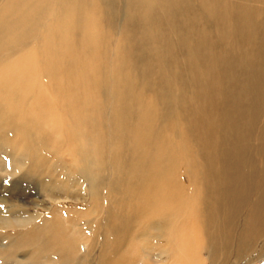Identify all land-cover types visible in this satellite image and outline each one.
<instances>
[{
  "label": "bare ground",
  "instance_id": "6f19581e",
  "mask_svg": "<svg viewBox=\"0 0 264 264\" xmlns=\"http://www.w3.org/2000/svg\"><path fill=\"white\" fill-rule=\"evenodd\" d=\"M209 2L0 0V171L12 180L0 177V264H40V260L46 264L55 258L54 264H74L79 237L94 239L96 235L107 241L97 264H207L209 259L224 264L232 256L251 254L245 250L264 238V171L263 182L257 186L258 202L247 211L246 226L235 242L231 241L237 222L234 210L221 215L219 209L212 211L209 219L204 214L184 216L191 206L208 202V191L189 159L188 141L178 129L176 118L180 117L174 116L189 106L190 92L211 108L223 91L232 99L231 68L219 74L229 53L235 56L242 48L252 54L250 59L255 57L257 68L247 60L239 67L249 75L264 70V37L256 43V24L246 17L247 0H235L231 13L233 6L219 3L209 8ZM263 17L261 12V28ZM228 19L233 24L229 31L224 23ZM207 20L216 24L207 26ZM112 27L119 31L115 57L110 58L107 33ZM110 60L115 67L95 68ZM167 73L170 76L161 91L158 81L152 80ZM107 75L113 79L106 83ZM110 86L117 88L109 97ZM206 115L212 118V110ZM245 121L238 119L235 125L231 119L225 124L230 136L223 141L231 142L237 131L236 137L246 144L250 134L238 131ZM105 139L114 141L108 160L91 152L100 149ZM236 142V150L229 151L236 155L229 158L216 150L201 165H225L217 174L202 173L211 193V184H217L218 196L227 193L238 198L250 188L249 175L241 168L253 159L241 154L237 149L243 144ZM201 143L203 156L213 151L205 141ZM169 147V166L161 170L159 154ZM66 155L73 161L68 166L62 160ZM105 163L115 174V184L109 189L117 188L119 193L118 187L127 185L134 201L122 202L125 191L121 201L114 203L95 198L100 185L94 177L104 174L106 168L100 167ZM81 177L84 183L77 189L73 183ZM187 180L197 185L194 193L182 192ZM6 190L26 198L5 196ZM38 192L83 202L41 207L35 198ZM58 210L66 212L64 220L55 219ZM100 219H105V227ZM73 220L81 229L77 226V240L64 225ZM145 236L142 253L136 255L129 244ZM109 237H113L111 243ZM56 244L62 256L48 247ZM90 245L88 249L97 246L94 240Z\"/></svg>",
  "mask_w": 264,
  "mask_h": 264
},
{
  "label": "rangeland",
  "instance_id": "374dc122",
  "mask_svg": "<svg viewBox=\"0 0 264 264\" xmlns=\"http://www.w3.org/2000/svg\"><path fill=\"white\" fill-rule=\"evenodd\" d=\"M163 2H165V0H155L156 5H162ZM219 3L223 4L225 7L227 6V8H228V4L231 7L233 6L234 8L233 9L231 8L230 13L234 12V9L236 8L235 0H210L208 6L209 8H213L217 6V4ZM247 4L250 5V11H249V14H246V17L250 20L252 19V21L256 24V27L254 29V32L256 35V43H260L264 37V28L259 27V23L261 22L260 21L261 12H264V0H247ZM166 13L169 15L170 11L168 12L166 11ZM206 23H207V26H211V27H213L216 24L211 20H207ZM224 23H226L227 29L233 25L231 22V19L224 20ZM118 31H119V28L112 27L109 29V32L107 33L109 35V45H108L109 53H107V55L110 56V58L115 57V54H114L116 52L115 43H116V36L118 34ZM160 45L164 46L167 50L171 49V45L163 44V43H161ZM216 45L221 48L217 39H216ZM250 55L252 56L251 53L245 52L242 48L238 50L235 56L232 53H229V56L226 59L227 62L225 64V67H223L221 73H219L220 75H224L227 72V69L229 67L231 68L232 70L231 77L233 76L232 88H231L232 99L226 98L224 91H223L220 94L222 98L219 99L218 103L213 105L211 108L208 105L205 106V102L203 98L199 97L198 95L196 96V94L193 92H190L191 103L189 104L188 107H186L183 110L181 114L179 115L176 114L174 116V117H177V116L180 117V119L176 118L179 122L178 129L180 133L184 136L185 140L188 141L186 148L191 150V155L189 159L191 160V162L194 161L195 166H196L195 174L197 176L199 175L201 176L200 178L201 181H203L207 187V191H208L207 199H208V202L210 201L211 203L210 207L212 208L211 210L208 208V202L202 205L201 204L193 205L189 208L190 212L186 213L184 216L190 217L193 215H199L200 217H203V214H204V218L209 219V217H211L212 211L218 212V209H219L220 214L219 213L218 214L221 215L222 213H224V210H228L229 212L231 210H234V215L237 218L236 226L234 229L235 232H233L231 236V241L234 240V242L236 238H238L237 237L238 233H243V229L246 226L247 211L253 206L255 202L256 203L258 202L257 201L258 199L257 186L261 182H263V171H264V135H263L264 132L262 131V126L264 125V74H263L264 70L263 68L259 70H255L252 72V74L249 75L247 74L245 68L239 69L242 62L246 60L249 62H253L251 65L253 68H257L260 65L259 63L252 61V59L254 60L255 57L250 59ZM133 59H134V56H132L129 59L131 64L133 63ZM160 62L161 61L159 60L156 63H154V65L157 67L160 64ZM115 65H116L115 63L111 64V60H110V63L106 62L103 65H95V68L97 70L104 71V70L110 69L111 67H115ZM123 76L124 75L121 74L120 78ZM169 76L170 74L167 73V74L160 76L157 80L154 79L152 81L153 82L158 81L159 88L161 91H163L164 89L163 84L167 81V78ZM106 77H107V79L105 80L106 83L107 81H111L113 79V77H111L110 75H107ZM208 81L212 82L211 79H207V82ZM110 87H113V86H110ZM114 88H117V87L114 86L111 91L108 89L109 97L111 96V93L114 91ZM244 99L247 100L248 105L245 104ZM203 109H206L207 112H208V109L212 110V118H208L206 115V111ZM244 118L246 121L244 125L240 126L238 131H240L242 134H245V133L250 134L249 141L246 144L240 142V140L238 139L239 136L237 134V131H235L233 140L229 143H225L223 140L227 139V137L230 136L229 127H227L225 124L231 123V119H232L233 123H235L236 125L237 123L236 121H238V119L244 120ZM161 120L163 123L164 122L167 123L168 121L164 119H161ZM107 122L108 120H105V123ZM236 135L238 138L236 137ZM202 140L205 141V143L208 145L209 148H213V151L206 156L202 155L203 151H205V148L203 147L201 143ZM237 140L243 144V148L242 149L239 148L237 150L240 151L241 154L247 155L253 159L252 164L246 165V166L244 165L241 168L242 173L245 172L243 174L249 175L250 188L246 192L245 190L241 192V195L238 198L231 197L227 193H223L218 196V194L216 193L218 190L217 184L215 187H213L211 184V187L214 188V192L211 193V189L206 179H204L205 177L203 176L202 173L211 174V175L217 174L219 171H222L225 168V165L219 164V162H212L211 164L204 166V167H201V165L205 162L207 158L211 157L209 155L214 154L216 150L219 151L220 155L229 156L230 158L235 153H232L229 151L236 150L238 146V143L236 142ZM113 142L114 141L112 139L111 141L108 139H105L104 144L100 147V149H95V150L93 149V151L91 152L100 154V156H102L103 159L104 157L107 158V155L111 153L113 150V147H114ZM220 144L222 145V148ZM87 148L88 149L91 148V145L88 144ZM171 150H172V147H169L167 151H163L162 153L159 154L160 156L163 157V160H160L158 162L160 165L159 168H161V170L168 168L169 163H170L169 157L171 156L170 154ZM108 159L109 158H107V160ZM62 160H63V163H65V165L67 166L73 162L71 161L68 155L62 158ZM103 167L106 168L104 170V174L98 173L94 177L95 183L97 185H100V189L95 194V198L100 199L101 202L102 201L108 202L110 200H113V203H114L116 200L121 201V194L122 192L125 191L126 193L124 195V200L122 202L134 201L135 198L130 194L129 190L127 189L128 188L127 185L118 187L119 189H122L119 193L117 191V188H115L114 190L109 189L115 184V174L112 172L110 168H108V163L101 165L100 170ZM233 169L236 170L237 166H234ZM227 175H228V172L226 173V176H225L226 178L225 183H228ZM252 175L253 177H251ZM18 176L19 175H17V177ZM0 177H3L4 181L6 182H12V180H10V176L6 175L5 172L3 175V172L0 171ZM84 179H85L84 177L78 178L77 181L73 183V185L77 189L82 188ZM4 181L3 183H5ZM183 185H184L185 190H182V192L184 194L194 193L195 187L197 186L192 180H191V183H189L187 180V182L183 183ZM228 185L229 184H227V186ZM2 191L3 190L0 189V196L3 195ZM4 193H5V196H9V197L17 198V199L26 198L22 196L20 197L18 193L10 192V190H6ZM89 193L91 197L93 195V191ZM50 197H51L50 193H39V192H38V196H35V198H37V201L41 205V207L53 206V205L60 206V205H65V204H70V203L79 204L82 201V200L79 202L73 201V199H76V198L66 197V196H61V197L55 196V198L51 197L52 200L50 199ZM78 198L83 199V197L82 198L78 197ZM262 199L264 201V197H262ZM57 200H60L61 202L57 204L56 203ZM201 207L203 210H201ZM165 208H168V206H165ZM112 211L116 216L120 217L119 214L117 215V212L114 209H112ZM56 213L57 214L54 216L56 220L57 219L64 220V217L66 216V212L58 210ZM41 218L42 217L40 216V219ZM100 220L104 224V227H105L106 225L105 219H100ZM80 221H82V218ZM64 225L68 229V234L75 236L74 238L77 240V234H76L77 226L80 229V225L78 224V222L75 220L71 222L68 221L66 223L64 222ZM98 230H100L103 233V226H100ZM174 231L175 229H173L172 232L174 233ZM179 231L181 230L179 229ZM105 235L109 236L106 233V231H105ZM222 236L224 235H221L219 238H221ZM79 238L80 240H77V241H80L79 248L77 249L78 261L74 264H77L79 261H83L82 264H97V258L101 254V252H103L102 251L103 245L106 244L107 241L103 242V236L99 237L97 235L94 237V239L92 237L90 238L79 237ZM147 239H148L147 236L143 238H139V239H133L132 242L129 244L131 245V248L136 255H139L140 253H142V251L140 250V247L144 248L142 243L145 242ZM93 240L97 244V246H95L94 249L93 248L88 249V245H90ZM262 240H264V238ZM262 240L261 239L258 240L251 249L245 250L246 252L251 253L252 255L248 254L240 258L232 256L229 259H227L224 264H264V243H261L263 242ZM112 241H113V237H109L108 242L111 243ZM59 243L61 245L60 241H58V244ZM82 243H84V246H86L85 250H83L84 246L80 250V245ZM58 244H56V246L50 245L48 247L52 249L50 251L57 253L55 255L62 256L63 254H59L58 247H57ZM249 256L251 257L247 259ZM203 257L210 258V256L208 255L206 256L204 255ZM45 260L47 259L44 257V261ZM55 260L56 258L50 260L46 264H54ZM220 263H221L220 260H210L209 259L207 261V264H220ZM40 264H43L41 260H40Z\"/></svg>",
  "mask_w": 264,
  "mask_h": 264
}]
</instances>
